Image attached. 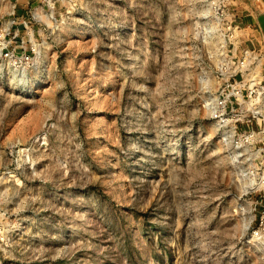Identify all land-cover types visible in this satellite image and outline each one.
<instances>
[{
  "label": "rangeland",
  "instance_id": "374dc122",
  "mask_svg": "<svg viewBox=\"0 0 264 264\" xmlns=\"http://www.w3.org/2000/svg\"><path fill=\"white\" fill-rule=\"evenodd\" d=\"M53 1L0 0V264H264L207 109L224 23L264 39V13Z\"/></svg>",
  "mask_w": 264,
  "mask_h": 264
},
{
  "label": "built area",
  "instance_id": "2783aa9c",
  "mask_svg": "<svg viewBox=\"0 0 264 264\" xmlns=\"http://www.w3.org/2000/svg\"><path fill=\"white\" fill-rule=\"evenodd\" d=\"M252 1L262 15L264 0ZM43 2L51 10L56 7L53 0ZM219 7L220 0L209 3V9L214 12L219 13ZM219 16L224 17L225 10H221ZM224 24L223 39L213 54L215 74L220 84L208 98L207 109L217 126L237 182L248 189V194H258L256 205H260L261 210L256 209L253 237L264 246V39L239 40L238 33L246 29L240 31L241 26L234 20ZM213 32L208 40L218 43ZM245 42L251 46H245ZM34 53L32 47L31 52L21 57L12 52H6L4 56L29 65Z\"/></svg>",
  "mask_w": 264,
  "mask_h": 264
},
{
  "label": "bare ground",
  "instance_id": "6f19581e",
  "mask_svg": "<svg viewBox=\"0 0 264 264\" xmlns=\"http://www.w3.org/2000/svg\"><path fill=\"white\" fill-rule=\"evenodd\" d=\"M37 83H39V84H40V81H39V82L37 81ZM37 85H38V84L34 83L33 87H35V86H37Z\"/></svg>",
  "mask_w": 264,
  "mask_h": 264
}]
</instances>
